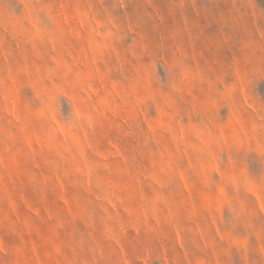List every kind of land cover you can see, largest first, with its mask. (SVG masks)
I'll return each instance as SVG.
<instances>
[{
    "label": "rangeland",
    "instance_id": "1",
    "mask_svg": "<svg viewBox=\"0 0 264 264\" xmlns=\"http://www.w3.org/2000/svg\"><path fill=\"white\" fill-rule=\"evenodd\" d=\"M0 264H264V0H0Z\"/></svg>",
    "mask_w": 264,
    "mask_h": 264
}]
</instances>
